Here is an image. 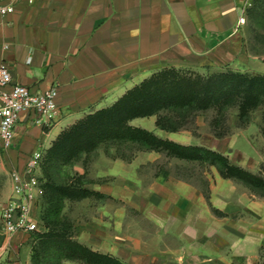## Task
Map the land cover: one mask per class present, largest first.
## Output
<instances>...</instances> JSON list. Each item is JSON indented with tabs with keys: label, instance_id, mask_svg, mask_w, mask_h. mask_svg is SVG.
I'll list each match as a JSON object with an SVG mask.
<instances>
[{
	"label": "crops",
	"instance_id": "0c3cea01",
	"mask_svg": "<svg viewBox=\"0 0 264 264\" xmlns=\"http://www.w3.org/2000/svg\"><path fill=\"white\" fill-rule=\"evenodd\" d=\"M250 1L18 0L0 23V64L10 68L14 83L57 88V113L48 126L32 112L21 113L14 146L3 155L22 170L33 151L67 125L164 68H221L238 61L244 53L239 18ZM149 125L143 124L160 136L194 143L179 131ZM111 161L107 182L92 187L108 200L75 222L80 242L127 264H260L264 199L229 188L230 178L206 194L165 169L139 172L148 161ZM29 233L0 229V264H30Z\"/></svg>",
	"mask_w": 264,
	"mask_h": 264
},
{
	"label": "trees",
	"instance_id": "16d2710c",
	"mask_svg": "<svg viewBox=\"0 0 264 264\" xmlns=\"http://www.w3.org/2000/svg\"><path fill=\"white\" fill-rule=\"evenodd\" d=\"M181 71L182 68L167 67L153 73L112 105L80 119L59 134L46 159V176L41 184L44 202L41 219L47 230L38 236L37 244H32L33 264H64L66 260L83 264H127L80 242L72 225L60 217L66 198L84 197L88 192L78 182L64 179L60 175L62 166L78 158L80 153L96 149L100 142L133 144L138 150L207 160L217 166L223 177L238 179L252 192L264 196V177L231 162L223 152L164 138L130 123L136 117L155 114L159 128L178 131L186 128L198 114L213 111L210 121L213 133L224 137L230 133L227 119L231 109L237 110L240 127L248 125L256 109H263L264 121V72L227 68L207 76H193ZM262 132L264 135V126Z\"/></svg>",
	"mask_w": 264,
	"mask_h": 264
},
{
	"label": "rangeland",
	"instance_id": "374dc122",
	"mask_svg": "<svg viewBox=\"0 0 264 264\" xmlns=\"http://www.w3.org/2000/svg\"><path fill=\"white\" fill-rule=\"evenodd\" d=\"M250 2L251 3L248 4L246 8V22L242 30L244 53L238 61L221 68L210 66L199 70L182 68V73L193 76H207L208 74L227 68L240 71L264 72V0H251ZM99 109H94L93 111L85 113L84 116L70 123L65 128L68 129L80 119L93 114ZM262 113V108L256 109L253 111L248 125L240 127L238 126L237 110L231 109L228 112L227 119V123L230 125V133L224 137H217L213 133L210 124L211 118L214 115L213 111L198 114L194 121L187 124L186 128L178 131L180 135H182V138L194 142L191 144L205 145L217 149L226 154L231 162L264 177V135L262 132L264 121ZM136 118H143V120L137 124L133 122ZM136 118L132 119L130 123L135 126L146 128L143 124L150 126L149 122H156L157 115L154 114ZM54 120L52 122H54ZM52 122L48 125H51ZM155 129H159L157 124ZM152 131L155 132V130ZM57 137L43 147L44 154L39 169L40 184L43 183L42 179H45L46 176L45 165L47 155ZM144 151L146 150H138V146L133 144L117 145L109 142H100L96 149L82 152L78 158H74L70 163L64 164L60 175L66 180L69 179L70 182H78V186L82 185L88 192H86V196L84 197L66 198L61 208L60 217L69 222L75 231V222L79 218H86L93 213L95 206L108 200L107 194H100L99 192L101 191L92 187L96 184L107 182L105 173L109 170L112 159L122 158L125 160L139 159L148 161V164H141L137 170L139 172H156L160 171V169H165L170 171L174 176L196 182L206 194L210 192L212 184L217 183L223 177L217 166L207 160H190L178 156H171L166 152L155 150L154 153L145 156L146 154ZM150 162H152V164ZM14 169H18V166H14L10 163L9 156H0V229H2L1 213L12 193L11 173ZM230 179L229 188L235 190L236 188H242L244 191L252 192L242 181L234 178ZM254 195L264 199V196L261 194L254 193ZM43 203L41 192L36 212V218L39 221L40 229L28 234L27 240L30 244H37L36 241L38 240V236L47 230L44 221L41 219V212L44 207ZM30 264H33L32 259ZM42 264H46V262H42ZM260 264H264V245L261 249Z\"/></svg>",
	"mask_w": 264,
	"mask_h": 264
},
{
	"label": "built area",
	"instance_id": "2783aa9c",
	"mask_svg": "<svg viewBox=\"0 0 264 264\" xmlns=\"http://www.w3.org/2000/svg\"><path fill=\"white\" fill-rule=\"evenodd\" d=\"M17 1L0 0V23L4 16L15 10ZM245 22L246 15L242 14L239 23L242 25ZM57 95L55 87L37 91L25 84L14 83L10 68L0 64V156L14 146L21 113H34L35 121L42 125L55 119ZM43 154L44 148H37L22 170L14 169L11 173L12 193L1 213L2 229L7 235L40 229L33 207L39 203L42 192L39 169Z\"/></svg>",
	"mask_w": 264,
	"mask_h": 264
}]
</instances>
